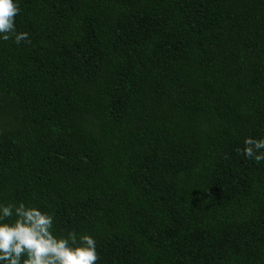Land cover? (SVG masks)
Masks as SVG:
<instances>
[{
	"label": "trees",
	"instance_id": "1",
	"mask_svg": "<svg viewBox=\"0 0 264 264\" xmlns=\"http://www.w3.org/2000/svg\"><path fill=\"white\" fill-rule=\"evenodd\" d=\"M0 41V202L97 264H264V0H19Z\"/></svg>",
	"mask_w": 264,
	"mask_h": 264
},
{
	"label": "clouds",
	"instance_id": "2",
	"mask_svg": "<svg viewBox=\"0 0 264 264\" xmlns=\"http://www.w3.org/2000/svg\"><path fill=\"white\" fill-rule=\"evenodd\" d=\"M19 0H0V41L19 45L28 33L18 32ZM237 151L256 164L264 162V134L245 137ZM55 217L24 202H0V264H97V241L87 232L58 234Z\"/></svg>",
	"mask_w": 264,
	"mask_h": 264
}]
</instances>
